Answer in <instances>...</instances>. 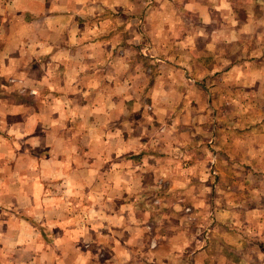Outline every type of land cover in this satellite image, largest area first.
Segmentation results:
<instances>
[{"label": "crops", "instance_id": "1", "mask_svg": "<svg viewBox=\"0 0 264 264\" xmlns=\"http://www.w3.org/2000/svg\"><path fill=\"white\" fill-rule=\"evenodd\" d=\"M154 62L227 89L264 71V0H0V264H264V237L207 261L169 234L142 246L172 159L149 120L176 110L157 102Z\"/></svg>", "mask_w": 264, "mask_h": 264}, {"label": "rangeland", "instance_id": "2", "mask_svg": "<svg viewBox=\"0 0 264 264\" xmlns=\"http://www.w3.org/2000/svg\"><path fill=\"white\" fill-rule=\"evenodd\" d=\"M149 46L142 49L143 57L155 53ZM173 66L149 64L154 73L151 86L168 91L156 96L157 102L166 100L176 110L156 111L149 120L158 138L171 145L167 150L172 151V159L167 157L163 174L162 165L155 164L161 173L154 177L157 190L147 208L153 231L146 227L149 241L142 246L157 249L164 241L161 236L169 234L171 241H165L174 246L188 250L203 246L205 261L218 255L228 241L233 247L260 250L257 247L264 237V71L240 73L237 80H229L227 89L219 77L197 79L185 73L182 64ZM259 72L263 78H258ZM199 88L206 95L204 105L209 101L203 111L196 108L201 104L196 102ZM185 91L190 100L174 95ZM193 103L199 106H190ZM228 251H224L225 258L236 259ZM249 253L238 257L237 263H262V256Z\"/></svg>", "mask_w": 264, "mask_h": 264}]
</instances>
